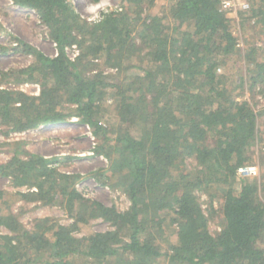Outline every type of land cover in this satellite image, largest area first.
<instances>
[{"label": "trees", "instance_id": "trees-1", "mask_svg": "<svg viewBox=\"0 0 264 264\" xmlns=\"http://www.w3.org/2000/svg\"><path fill=\"white\" fill-rule=\"evenodd\" d=\"M13 1L36 11L59 55L15 36L0 44V54L34 59L0 72V127L9 134L78 117L91 129L94 153L110 160L95 177L121 188L131 205L121 211L86 197L76 188L79 175L42 155L16 154L0 163V175L29 188L20 192L24 200L60 205L73 221L43 218L30 230L0 206V226L10 232L0 235V264H156L161 257L167 264H264V174H239L257 152L264 169L259 112L237 100L243 80L230 87L219 72L240 47L222 0H167L161 13L149 11L158 0H122L101 13V23L82 18L72 0ZM262 1L252 16L264 32ZM74 44L81 50L72 60L65 47ZM257 48L246 55L253 91L264 83ZM9 81L37 82L40 93L5 87ZM108 101L113 126L102 121ZM217 185L222 223L213 234L217 208L210 204L208 214L199 192ZM99 218L112 228L78 235ZM169 225L176 242L165 238Z\"/></svg>", "mask_w": 264, "mask_h": 264}, {"label": "rangeland", "instance_id": "rangeland-1", "mask_svg": "<svg viewBox=\"0 0 264 264\" xmlns=\"http://www.w3.org/2000/svg\"><path fill=\"white\" fill-rule=\"evenodd\" d=\"M249 4L247 9L227 10L231 17V30L236 35L240 47L237 53L228 57L219 72L228 78V85L234 87L236 81L243 80L241 87L235 91L237 100L248 99L259 112V128L261 130V143L258 150L264 147V83H259L257 88L251 90L250 73L247 68H252L251 62L246 58L251 46L256 45L257 56H264V32L262 25L252 16V6L261 7L262 0H241ZM77 11L82 17L90 15L101 16L106 8H118L124 6L122 0H72ZM103 4L98 8L97 13L86 12L85 9L90 4ZM167 0H158L156 5L149 9L153 13H161L163 5ZM168 22L169 20L166 19ZM257 22V23H256ZM184 24L183 28H187ZM13 36L18 37L41 50L46 55L52 56L54 48L49 31L40 20L35 10L16 4L13 0H0V44L11 45ZM79 47V46H78ZM79 50H81L79 48ZM33 57L21 52L0 54V72L10 68L23 67L33 62ZM100 62V61H99ZM5 87L25 91L29 94L38 95L40 85L37 82H14L3 83ZM109 103V104H108ZM106 111L102 117L107 125L113 126L117 123V118L111 111V102H107ZM4 127H0V163L8 161L12 156L19 155L27 157L30 154H39L47 158L52 164L58 166L63 172L77 174L76 188L86 197L98 200L109 206H116L119 210H127L131 201L128 195L121 188H113L110 183L103 184L97 179L94 173L109 167L110 160L104 155H96V146L90 128L82 124L78 117H72L68 123L44 125L23 132H12L6 134ZM137 134V131H134ZM261 152V151H260ZM258 164L261 168V177L264 174L261 155L256 153L252 163ZM239 184V182H238ZM239 186V185H238ZM221 186H216L208 192H199L202 207L209 214L210 204L217 208V214L210 219V230L213 234L220 230L222 216L220 214ZM240 189V188H239ZM0 190L4 191V200L0 201V206L5 213L16 214L27 229H34L37 220L49 218L52 222L69 225L73 219L71 215L60 205H44L37 201H26L20 192L29 190L27 186L15 187L9 178L0 175ZM211 196H215L212 200ZM215 208V209H216ZM170 222V219L167 220ZM110 224L103 219H93L88 224L81 226L78 231L79 236L89 235L95 232L111 229ZM10 234L3 226H0V235ZM165 238L173 242L177 241V235L172 233V227L166 228ZM49 264V263H42ZM156 264H167L164 257H161Z\"/></svg>", "mask_w": 264, "mask_h": 264}, {"label": "built area", "instance_id": "built-area-1", "mask_svg": "<svg viewBox=\"0 0 264 264\" xmlns=\"http://www.w3.org/2000/svg\"><path fill=\"white\" fill-rule=\"evenodd\" d=\"M222 8L224 10H231V9H247L249 8V4L246 2H243L241 0H222ZM240 45V43H239ZM52 46L54 48V53L52 56L56 57L59 55V46L58 44L52 40ZM65 52L69 56L70 59L75 60L79 54L80 50L77 44L71 45V46H66L65 47ZM108 71H113V69H109ZM40 93V91H39ZM89 127V126H88ZM90 128V127H89ZM91 130V129H90ZM91 135L93 136L92 132H90ZM94 138V136H93ZM239 174L242 178H247V179H255V178H260L261 176V168L258 164H245L239 168Z\"/></svg>", "mask_w": 264, "mask_h": 264}, {"label": "clouds", "instance_id": "clouds-1", "mask_svg": "<svg viewBox=\"0 0 264 264\" xmlns=\"http://www.w3.org/2000/svg\"><path fill=\"white\" fill-rule=\"evenodd\" d=\"M101 7H104L103 4H90L86 9L85 11L86 12H89V13H97V9L98 8H101ZM112 9L109 7V8H106V12H110ZM84 19H87L90 23L91 22H95V23H101L102 20H103V17H99L98 15H90V16H87V17H82Z\"/></svg>", "mask_w": 264, "mask_h": 264}]
</instances>
